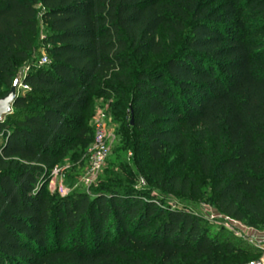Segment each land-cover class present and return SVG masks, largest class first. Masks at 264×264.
I'll return each mask as SVG.
<instances>
[{
    "label": "trees",
    "instance_id": "1",
    "mask_svg": "<svg viewBox=\"0 0 264 264\" xmlns=\"http://www.w3.org/2000/svg\"><path fill=\"white\" fill-rule=\"evenodd\" d=\"M216 1L0 0V98L18 62L32 59L27 89L0 122V264H122L133 254L171 264L234 249L201 218L128 185L62 198L36 187L83 137L94 97L116 98L109 105L132 118L151 164L174 147L185 159L192 131L201 146L231 147L215 165L199 150L214 178L209 195L224 215L264 227V0ZM37 6L47 23L41 45ZM141 54L166 57L151 65L134 59ZM153 175L163 189L186 185Z\"/></svg>",
    "mask_w": 264,
    "mask_h": 264
},
{
    "label": "rangeland",
    "instance_id": "2",
    "mask_svg": "<svg viewBox=\"0 0 264 264\" xmlns=\"http://www.w3.org/2000/svg\"><path fill=\"white\" fill-rule=\"evenodd\" d=\"M208 8L215 6L216 0H202ZM36 44L41 45L47 35V23L38 7ZM162 29H158L161 35ZM174 45H178V42ZM43 52V50H41ZM165 55L150 56L141 54L134 59H141L143 63L156 65L165 60ZM32 59L18 62V73L29 70ZM32 66V65H31ZM23 92H19V95ZM116 98L94 97L88 111L85 113V132L82 138H75L73 142L64 147L57 163L48 175L40 179L36 187H42L51 197H66L71 194L85 193L93 195L101 184H122L145 192L156 200V206L163 209H176L190 212L201 218V223L209 227L212 233H222L234 246L232 251L211 255L210 257L195 258L189 254H182L171 264H248L258 259L260 252L253 245V240L264 231V227L253 220L237 221L221 213L213 203L209 185L214 182L211 172L205 174L201 170L198 159L199 150L210 156L212 164L223 158L231 147L225 143L217 145L210 139H205V146H201L195 131L187 134L189 138L188 152L182 159L181 150L172 148L164 153L162 159L151 164L145 154L144 148L136 143V133L128 125L133 124L132 118L125 111L121 114L114 110L110 102ZM99 112H105L103 127L106 136L111 140L110 151L98 172L88 173L93 147V131ZM5 120V119H4ZM123 120V121H122ZM10 120L6 119V122ZM125 121V122H124ZM122 122L124 123L122 125ZM5 130V129H4ZM4 131H0V144ZM83 166V171H79ZM126 174H133L134 179H128ZM149 174L163 176L177 174L180 179L186 180L183 190L163 189L156 185L154 180H148ZM114 176L117 178L114 179ZM204 188L207 190L204 191ZM257 250L249 251V250ZM130 262L122 264H162L150 254H133Z\"/></svg>",
    "mask_w": 264,
    "mask_h": 264
},
{
    "label": "built area",
    "instance_id": "3",
    "mask_svg": "<svg viewBox=\"0 0 264 264\" xmlns=\"http://www.w3.org/2000/svg\"><path fill=\"white\" fill-rule=\"evenodd\" d=\"M47 62V57L44 52L41 53V58L38 61V64H45ZM24 73H19V76L22 80ZM27 89V86L24 84H20L17 89V93L24 92ZM97 120L94 127V136H93V147H92V157L90 161V165L88 166V173H96L102 167L105 158L107 157L110 146L111 140L105 134L103 122L102 120L105 119L106 114L105 112H99L97 116ZM253 245L256 249L260 252V257L255 259L248 264H264V231L259 233L257 237L253 240Z\"/></svg>",
    "mask_w": 264,
    "mask_h": 264
},
{
    "label": "water",
    "instance_id": "4",
    "mask_svg": "<svg viewBox=\"0 0 264 264\" xmlns=\"http://www.w3.org/2000/svg\"><path fill=\"white\" fill-rule=\"evenodd\" d=\"M21 82L22 80L17 74L8 92L0 98V122L3 121L5 116L11 114L14 101L19 95L17 89Z\"/></svg>",
    "mask_w": 264,
    "mask_h": 264
}]
</instances>
